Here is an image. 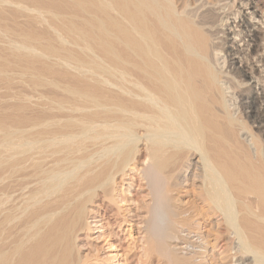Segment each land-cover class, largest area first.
<instances>
[{"label":"bare ground","instance_id":"bare-ground-1","mask_svg":"<svg viewBox=\"0 0 264 264\" xmlns=\"http://www.w3.org/2000/svg\"><path fill=\"white\" fill-rule=\"evenodd\" d=\"M221 1L0 0V264H264L261 46Z\"/></svg>","mask_w":264,"mask_h":264},{"label":"rangeland","instance_id":"rangeland-1","mask_svg":"<svg viewBox=\"0 0 264 264\" xmlns=\"http://www.w3.org/2000/svg\"><path fill=\"white\" fill-rule=\"evenodd\" d=\"M222 1L219 4L225 5V10L228 9V7H230V10H232L231 12L234 14V15L231 14L229 16V20H227V23L229 25H226V26L224 25L222 27V29H224L226 31V33L228 35H230L229 39L231 40V42H229V43H231L232 45H230V44L229 45L232 48H235V46H237L239 48L240 52L242 53V55H244V57H245V54L248 53V50L250 48V47L249 48L247 47V44L250 43L249 42V36L246 33L247 27L251 32L255 31L258 34L257 41L261 47L258 48V51L256 52L255 56L252 58V61H251L252 69L248 70L247 68H245V70L251 77V79L248 81V85H250V87L252 88L251 94L257 98L258 108L263 109L264 108V96H263L264 93L262 91H264V49H262V48L264 47V12L263 13H261V12L264 11V0H261V3H262L261 5L263 6V8H260V9H262V10H260L259 8H253V7L249 6L248 4H246L245 2L243 3L242 2L243 0H224L223 2ZM234 20H235V22H234ZM246 20H248V23H247L248 26L246 27V29L241 30L240 29V28H242L241 23L246 22ZM230 23L232 25H230ZM237 23L240 25L236 27L235 25ZM233 26L236 27V28H234L235 31H237L239 33L238 36H235V38L233 37L234 36L233 31H232ZM243 27H245V25H243ZM250 45H251V43H250ZM234 58L238 61L239 66L242 67V61H240L241 55L240 54L234 55ZM248 111L249 110L247 109V112ZM248 121H250L249 123H252L253 126L252 125L251 126L254 127L252 129H254V130L257 129V126H256L257 123L256 122H252V119L250 120V117H249ZM261 124H262L261 127L263 129L264 128V122ZM138 183L140 184V186ZM136 184H138L139 187L134 186V190L136 192L134 190H132V192L134 194H136L135 198L137 197V199H138L139 197H142V195L145 194L147 192V190L144 189L146 187L143 186V181L142 182L141 181L136 182ZM131 236L128 239V242L132 241L133 237L136 236V234L135 235L131 234ZM129 245H134V242H133V244L129 243ZM139 256H140V254H139ZM133 258L134 259L131 260V261H133V262H131V264H138V258L136 256H133ZM140 258L142 259L141 261H144V264L149 263V257L147 255L141 254ZM247 262H248V259L246 256L245 260H244V262H242V264H248ZM160 264H165V263H164V261H162ZM250 264H252V263H250Z\"/></svg>","mask_w":264,"mask_h":264}]
</instances>
